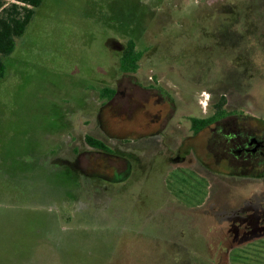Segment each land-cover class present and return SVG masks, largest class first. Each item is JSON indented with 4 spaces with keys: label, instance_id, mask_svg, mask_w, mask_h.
<instances>
[{
    "label": "rangeland",
    "instance_id": "obj_1",
    "mask_svg": "<svg viewBox=\"0 0 264 264\" xmlns=\"http://www.w3.org/2000/svg\"><path fill=\"white\" fill-rule=\"evenodd\" d=\"M3 62L0 264H264V240L228 256L230 223L202 218L251 185L207 173L190 122L222 99L262 115L264 0H44ZM193 149L206 168L171 161Z\"/></svg>",
    "mask_w": 264,
    "mask_h": 264
},
{
    "label": "flooded vegetation",
    "instance_id": "obj_2",
    "mask_svg": "<svg viewBox=\"0 0 264 264\" xmlns=\"http://www.w3.org/2000/svg\"><path fill=\"white\" fill-rule=\"evenodd\" d=\"M225 109L226 114L223 117L200 132L209 130L205 152L214 160L212 166L214 170L209 168L210 171L207 173L214 177L218 173L221 174L218 169L225 167L227 178L247 182L251 187L244 190L249 194L243 201L237 199L238 203L231 205L233 198H227L222 194L224 198L218 201L224 203L212 207L210 214L202 212L201 215L204 219H213L215 223H230L226 231L232 240L229 256L232 251L242 247L241 244L247 245L259 239L264 240V108L261 116L252 112V109L244 112L229 111L226 106ZM215 112L214 108L212 115ZM254 120L261 122L262 126H255ZM197 135L193 133V136ZM176 156L171 157V161L176 159L178 163H182L193 157L197 165L206 168L194 149L184 156L179 154ZM254 185L262 187L255 188Z\"/></svg>",
    "mask_w": 264,
    "mask_h": 264
},
{
    "label": "trees",
    "instance_id": "obj_3",
    "mask_svg": "<svg viewBox=\"0 0 264 264\" xmlns=\"http://www.w3.org/2000/svg\"><path fill=\"white\" fill-rule=\"evenodd\" d=\"M44 0H0V79L4 78L6 68L4 58L11 55L16 48V41L24 36L31 24L36 10L41 7ZM117 46V52L120 54V71L123 74H134L139 69V61L142 58V52H138L134 42H127L126 45ZM118 94L117 90L105 88L102 90L103 99H113ZM226 99H222L216 104V112L209 118H193L191 130L197 135L205 128L214 124L218 119L226 114ZM86 144L92 150L111 154V148L102 140L92 136H86ZM129 173L124 176L116 177L117 183L128 180Z\"/></svg>",
    "mask_w": 264,
    "mask_h": 264
}]
</instances>
